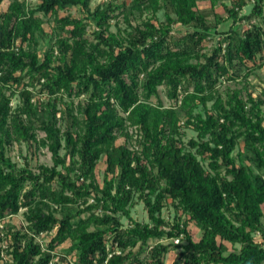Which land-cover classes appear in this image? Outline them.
Returning a JSON list of instances; mask_svg holds the SVG:
<instances>
[{"label": "trees", "instance_id": "trees-1", "mask_svg": "<svg viewBox=\"0 0 264 264\" xmlns=\"http://www.w3.org/2000/svg\"><path fill=\"white\" fill-rule=\"evenodd\" d=\"M4 1L0 240L9 239V263L50 264L68 243L78 264H264V89L218 88L226 80L247 88L264 67V0H109L93 9L91 0H9L1 9ZM72 7L78 15L59 13ZM183 127L196 133L187 143ZM15 142L34 155L47 146L53 164H18ZM136 199L148 222L132 216ZM168 200L173 221L161 213ZM21 209L27 229L5 222ZM51 231L44 249L36 237Z\"/></svg>", "mask_w": 264, "mask_h": 264}, {"label": "rangeland", "instance_id": "rangeland-1", "mask_svg": "<svg viewBox=\"0 0 264 264\" xmlns=\"http://www.w3.org/2000/svg\"><path fill=\"white\" fill-rule=\"evenodd\" d=\"M29 3H35V0H28ZM109 0H91L90 2V6L91 9L97 7L99 4H101L102 2H106ZM123 1L126 2V4H129L131 0H115L116 3L120 4ZM226 3H230V0H222ZM209 2L206 0H199V5L200 6H205L207 5ZM9 4V0H5L1 6V9H6L7 6ZM217 9L218 11L223 10L221 5H217ZM246 9H249V7H246ZM78 9L76 7H72L69 10H60V14L63 15L65 13H69L71 15H78L77 14ZM151 14V13H149ZM157 18L156 19H160L164 21V17H163V12L158 11L156 13ZM122 17V16H121ZM123 18V17H122ZM156 19H154L156 21ZM53 25V23H49L45 25V30L49 33L51 31V26ZM120 25L123 27L125 26V22L121 21ZM93 27V26H92ZM92 27L88 29V36L93 39V33H92ZM116 25L115 22H112L111 25V30L112 31H116ZM46 41L42 42L41 46V50L44 49L45 45H46ZM234 87H240L243 88L242 94L245 96L246 90H249L253 93L254 96H256L257 94H259L262 89H264V67L258 69L257 71H255L253 74H251L249 76V82L247 83V88L243 87L241 82L236 81V82H232V81H224L218 88L222 91L225 92L226 90H229L230 88H234ZM10 93V92H8ZM36 98L38 96H40L41 98H46L45 95H38L39 93H35ZM35 98V97H34ZM82 97L79 98V100ZM160 99L163 102V107H170L171 105L174 104V100L171 99L168 95L166 90L164 89V87H160ZM183 100V95L180 93L178 96V103H181ZM78 101V99H77ZM212 99L208 100V108H210L212 106ZM20 103V93H16L14 95H12L11 97V102L10 105L11 107H13L14 109L19 105ZM152 103L154 105H158L157 103V99L153 98L152 99ZM212 109V108H211ZM200 111L201 113H204V110L202 108V106L200 105L198 108L195 109V112ZM186 118L182 117L181 118V122H183ZM183 130L185 131V134L182 136V141L184 143H187L188 140H190L191 137H195L196 133L192 128H188V127H183ZM128 132L130 134V138H132V143L131 146L132 147H136L135 143L136 140L139 139V133H137L136 127L132 124L128 125ZM44 134L41 133L40 136H43ZM122 141H124V137L121 136L118 140L117 143H121ZM243 141L240 140L239 144L237 145L234 153H237L239 151V149H242L243 147ZM61 152H63V149L61 150ZM28 154V158H26V155ZM10 156L12 157L13 160L17 161L18 164H23L26 160H28L29 164L31 165V167L35 170L37 165L39 164H45V165H52L53 164V160H52V156H51V152L49 150V148L47 146L45 147H40L36 154H31L28 153L26 151V147L23 143H17L15 142L10 149ZM105 168V163H104V159L102 158L98 165H97V179L99 180V183H103V170ZM92 201V199L90 200ZM24 212L25 209H21L18 214L13 215V216H8L5 219L6 221H9L10 223L16 224L17 226L20 227H24L26 228V221L24 219ZM162 215L170 220L173 221L174 216H175V207L173 206V204H171V200H168V203L164 206V208L162 209ZM131 214L132 216L141 222H148L149 221V217H148V211L147 208L145 206V204L143 203V201L136 199L132 208H131ZM2 223H0V225L2 226ZM191 233L193 235V238L195 240H198L201 237L202 231L201 229L195 224V223H190L189 226ZM52 235H54V231L48 232V233H42L40 236L36 237V241H38L39 243H41L42 247L44 249H46L48 242L50 241ZM9 239L6 236H3V239L0 240V245L2 246V260H0V264H10L9 263V256H7V254H5L4 249L7 247V243H8ZM178 240H175V242H177ZM228 249H233L235 247H239L238 244L236 245H232L230 242L225 241L224 242ZM68 246V243H64L59 245L56 250H54V257L51 260L50 264H65V261L68 262L69 264H78L75 262V257L73 255H69V254H65L64 250L66 249V247ZM178 250H173L171 252L168 253V255L166 256V263H170L176 256ZM6 261V262H5Z\"/></svg>", "mask_w": 264, "mask_h": 264}]
</instances>
